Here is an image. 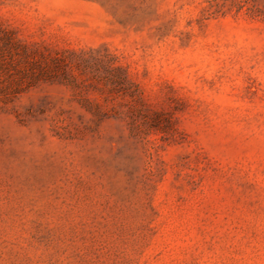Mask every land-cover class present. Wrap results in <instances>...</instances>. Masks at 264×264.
<instances>
[{
	"label": "rangeland",
	"instance_id": "rangeland-1",
	"mask_svg": "<svg viewBox=\"0 0 264 264\" xmlns=\"http://www.w3.org/2000/svg\"><path fill=\"white\" fill-rule=\"evenodd\" d=\"M0 264H264V0H0Z\"/></svg>",
	"mask_w": 264,
	"mask_h": 264
}]
</instances>
